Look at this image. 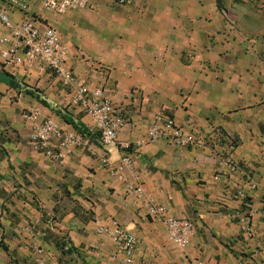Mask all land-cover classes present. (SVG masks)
<instances>
[{
  "label": "crops",
  "instance_id": "obj_1",
  "mask_svg": "<svg viewBox=\"0 0 264 264\" xmlns=\"http://www.w3.org/2000/svg\"><path fill=\"white\" fill-rule=\"evenodd\" d=\"M31 11L57 31L70 70L130 119L102 146L36 65L12 76L17 88L0 82V264H264V0H91L63 15L33 0ZM28 108L62 133L81 130L89 146L50 160L30 143ZM159 110L186 132L231 136L232 168L217 165L215 146L146 143ZM124 144L132 165L118 180ZM125 183L141 196H126ZM147 199L192 222L186 248L146 215ZM110 220L134 238L130 263L96 233Z\"/></svg>",
  "mask_w": 264,
  "mask_h": 264
},
{
  "label": "built area",
  "instance_id": "obj_2",
  "mask_svg": "<svg viewBox=\"0 0 264 264\" xmlns=\"http://www.w3.org/2000/svg\"><path fill=\"white\" fill-rule=\"evenodd\" d=\"M130 1L114 0V3L122 7ZM32 2L33 0H0V72L13 76L25 67L36 65L41 72L55 78L68 96V106L77 108L90 117L98 134L99 144L102 146L113 144L118 133L129 124L127 110L123 106L112 105L107 100L102 86L89 88L70 70L66 50L57 31L51 25L41 23L38 16L31 11ZM37 2L44 11L63 15L86 9L91 0H37ZM14 14L19 15V18L14 20L12 18ZM21 116L33 124L30 143L54 162L61 163L69 153L89 146L86 134L62 133L50 118L40 119L36 109H24ZM51 139L57 140V147L53 151L48 149ZM158 140L179 149L215 146L217 165L232 168L231 152L235 141L217 128L212 129L209 137L201 133L186 132L172 118L159 110L150 118L144 136V141L149 144ZM120 150L118 164L113 170L118 180H122V173L132 165L128 146L121 145ZM123 191L126 196L133 195L136 198L143 193L140 185L132 186L128 183L124 184ZM143 207L149 218L163 224L167 240L171 244L179 249L188 246L194 231L190 220L170 217L163 208L153 204L150 199L144 202ZM96 233L111 243L112 258H120L124 263L132 261L134 238L116 221L110 220L107 224H100ZM63 250L67 248L64 247ZM193 264L201 262L194 260Z\"/></svg>",
  "mask_w": 264,
  "mask_h": 264
},
{
  "label": "trees",
  "instance_id": "obj_3",
  "mask_svg": "<svg viewBox=\"0 0 264 264\" xmlns=\"http://www.w3.org/2000/svg\"><path fill=\"white\" fill-rule=\"evenodd\" d=\"M0 82L4 83L5 85L12 87V88H17V83L13 80L12 76L0 72ZM66 123H68L67 120H64ZM79 130V129H77ZM79 132H82L81 130ZM83 133V132H82ZM85 134V133H84Z\"/></svg>",
  "mask_w": 264,
  "mask_h": 264
}]
</instances>
